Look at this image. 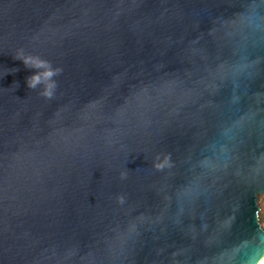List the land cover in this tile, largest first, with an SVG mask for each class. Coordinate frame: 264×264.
I'll list each match as a JSON object with an SVG mask.
<instances>
[{"label": "water", "instance_id": "1", "mask_svg": "<svg viewBox=\"0 0 264 264\" xmlns=\"http://www.w3.org/2000/svg\"><path fill=\"white\" fill-rule=\"evenodd\" d=\"M263 194L264 0H0V264H258Z\"/></svg>", "mask_w": 264, "mask_h": 264}, {"label": "clouds", "instance_id": "2", "mask_svg": "<svg viewBox=\"0 0 264 264\" xmlns=\"http://www.w3.org/2000/svg\"><path fill=\"white\" fill-rule=\"evenodd\" d=\"M13 58L21 61L25 68L35 70L34 75L26 78L27 87L30 90L42 88L40 95L48 99L53 98L57 88V83L54 78L62 72V69L53 68L49 62L39 57L25 54L22 49L19 50L17 55ZM11 71L16 72L17 69H12ZM162 166L163 165H156L158 168ZM259 264H264V259H262Z\"/></svg>", "mask_w": 264, "mask_h": 264}, {"label": "rangeland", "instance_id": "3", "mask_svg": "<svg viewBox=\"0 0 264 264\" xmlns=\"http://www.w3.org/2000/svg\"><path fill=\"white\" fill-rule=\"evenodd\" d=\"M257 207H258V218H259V222L262 226V228H264V194L258 197L257 200Z\"/></svg>", "mask_w": 264, "mask_h": 264}, {"label": "bare ground", "instance_id": "4", "mask_svg": "<svg viewBox=\"0 0 264 264\" xmlns=\"http://www.w3.org/2000/svg\"><path fill=\"white\" fill-rule=\"evenodd\" d=\"M262 259H264V256L262 257ZM262 259H261V260H262ZM261 260H260V261H261ZM258 264H259V263H258Z\"/></svg>", "mask_w": 264, "mask_h": 264}, {"label": "crops", "instance_id": "5", "mask_svg": "<svg viewBox=\"0 0 264 264\" xmlns=\"http://www.w3.org/2000/svg\"><path fill=\"white\" fill-rule=\"evenodd\" d=\"M263 222H264V219H263Z\"/></svg>", "mask_w": 264, "mask_h": 264}]
</instances>
